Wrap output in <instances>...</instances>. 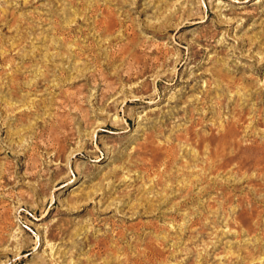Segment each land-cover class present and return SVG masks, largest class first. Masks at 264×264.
Masks as SVG:
<instances>
[{"label":"rangeland","instance_id":"1","mask_svg":"<svg viewBox=\"0 0 264 264\" xmlns=\"http://www.w3.org/2000/svg\"><path fill=\"white\" fill-rule=\"evenodd\" d=\"M263 127L264 0H0V264H264Z\"/></svg>","mask_w":264,"mask_h":264},{"label":"bare ground","instance_id":"2","mask_svg":"<svg viewBox=\"0 0 264 264\" xmlns=\"http://www.w3.org/2000/svg\"><path fill=\"white\" fill-rule=\"evenodd\" d=\"M111 45V44H110ZM141 103H142V101H141ZM235 109V108H234ZM262 109V108H261ZM213 111V110H212ZM242 111V110H241ZM244 112V111H243ZM235 116V115H234ZM252 120V119H251ZM85 121V120H84ZM227 121V120H226ZM215 124V123H214ZM263 124V123H262ZM239 128V127H238ZM264 128V127H263ZM229 129V128H228ZM218 130V129H217ZM239 130V129H238ZM188 133V132H187ZM180 141L181 140H183V138L182 137H180V139H179ZM222 140V139H221ZM226 140H227V137H224V140L223 141H219V142H217L216 143V141L214 142H212V141H210V143H211V145L213 146V149H212V153H211V155H212V159H215V157L217 156V153L219 152V150L222 148H224L225 147V143H226ZM246 140V139H245ZM264 140V139H263ZM179 141V142H180ZM241 141V140H240ZM262 141V140H261ZM185 142V141H184ZM173 144V143H172ZM244 144V143H243ZM174 145V144H173ZM169 146V145H168ZM214 146H215V148H214ZM144 149H147V148H149L150 146H149V143H146L145 145H144ZM170 147H172V146H170ZM176 147V146H175ZM142 148V147H141ZM154 148L155 147H153L150 151L152 152V155H151V158L150 157H145V156H143V158L141 159V161L145 164V165H149V164H153V158H155V155L157 154H155V150H154ZM143 149V150H144ZM170 149L171 148H169L168 150H167V152H166V155H165V157L167 158V159H171L172 157H173V152H171L170 151ZM173 149V148H172ZM174 150V149H173ZM223 150H225V149H223ZM221 152V151H220ZM225 152V151H224ZM223 153V152H222ZM223 154H221V156H222ZM176 156V155H175ZM219 157V156H218ZM176 158V157H175ZM223 160V159H222ZM157 161V160H156ZM217 162V161H216ZM149 163V164H148ZM211 163H212V161H211ZM223 163V162H222ZM228 163V162H227ZM214 164H216V163H214ZM213 164V166H212V168L215 166ZM219 164H220V162H219ZM235 165V164H234ZM221 166V165H220ZM224 166H226V165H224ZM222 167H223V165H222ZM145 168V167H144ZM167 168V167H166ZM262 168V167H261ZM260 168V169H261ZM169 169V168H168ZM214 169V168H213ZM225 169V168H224ZM237 169V168H236ZM210 170V169H209ZM146 171V170H145ZM213 171V170H212ZM211 171V172H212ZM262 171V170H261ZM264 171V170H263ZM210 172V173H211ZM215 173V172H214ZM218 173V172H217ZM264 173V172H263ZM202 174H204V173H202ZM216 174V173H215ZM239 174V173H238ZM159 175V174H158ZM213 175V174H212ZM262 175V174H261ZM264 175V174H263ZM205 176V175H204ZM223 176V175H222ZM158 177V176H157ZM213 177V176H212ZM196 178V177H195ZM206 178V177H205ZM216 179V178H215ZM198 180V179H197ZM199 181V180H198ZM161 182V181H160ZM207 182V181H206ZM218 182V181H217ZM247 182V181H246ZM216 183V182H215ZM213 184V183H212ZM263 184V183H262ZM188 185V184H187ZM196 186V185H195ZM212 187V186H211ZM194 188V187H193ZM216 188H218L217 187V185H216ZM210 189V188H209ZM211 189H213V187L211 188ZM204 190V189H203ZM258 190V189H257ZM186 191H187V189H186ZM189 191V190H188ZM213 191H214V189H213ZM212 191V192H213ZM205 192V191H204ZM179 193H180V197H183L184 195H183V193H184V189L181 187L180 189H179ZM190 193V192H189ZM210 194V193H209ZM226 194V193H225ZM229 195V194H228ZM220 196V195H219ZM245 196V195H244ZM213 197V196H212ZM234 197V196H233ZM246 197V196H245ZM186 198V197H185ZM215 198V197H214ZM190 199V198H189ZM208 199V198H207ZM246 199V198H245ZM183 200V199H182ZM217 200V199H216ZM224 200V199H223ZM180 201V200H179ZM213 201H215V200H213V198H212V201L211 202H213ZM239 201H240V199H239ZM189 202V201H188ZM224 202V201H223ZM242 202V201H241ZM183 203H184V201L182 202V201H180V203H179V205H180V207H182L183 206ZM209 203H210V200H209ZM196 204V203H195ZM214 204V203H213ZM244 206V205H243ZM181 209V208H180ZM183 210V209H182ZM256 217V216H255ZM155 228V227H154ZM156 230H158V229H156ZM125 234V233H124ZM144 235H146V234H144ZM113 236H115V235H113ZM117 236V235H116ZM119 236H121V235H119ZM145 237V236H144ZM143 237V238H144ZM149 237V236H148ZM151 237V236H150ZM122 238V237H121ZM148 239V238H147ZM151 240V239H150ZM149 242V241H148ZM147 242V243H148ZM144 243V242H143ZM145 244V243H144ZM139 246H141L140 244H139ZM136 247V246H135ZM146 252L149 254V255H151V254H153L154 252H155V250H156V247L154 246V245H152V244H147L146 245ZM143 250V249H142ZM141 251V250H140ZM142 252V251H141ZM140 253V252H139ZM144 253V252H143ZM139 255V254H138ZM145 255V254H144ZM163 255V254H162ZM132 256V255H131ZM140 256V255H139ZM148 256V255H147ZM141 257V256H140ZM144 257V256H143ZM149 257H151V256H149ZM153 257V256H152ZM148 258V257H147ZM136 259V258H135ZM144 260H145V258H143ZM146 261V260H145ZM153 261V260H152ZM125 262V261H124ZM148 262V261H147ZM150 262V261H149ZM131 264H145V263H143L142 261H140V260H135L134 262H130ZM151 263V262H150Z\"/></svg>","mask_w":264,"mask_h":264}]
</instances>
